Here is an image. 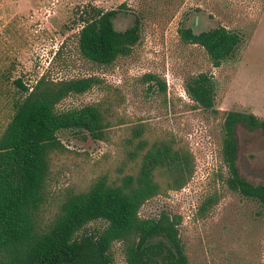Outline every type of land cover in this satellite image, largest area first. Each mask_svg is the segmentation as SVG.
Listing matches in <instances>:
<instances>
[{
    "label": "rangeland",
    "instance_id": "374dc122",
    "mask_svg": "<svg viewBox=\"0 0 264 264\" xmlns=\"http://www.w3.org/2000/svg\"><path fill=\"white\" fill-rule=\"evenodd\" d=\"M121 3L125 7L113 19L115 28L123 30L138 17L140 39L129 55L110 65L87 60L77 47L81 10L117 9ZM217 25L238 32L241 42L229 58L213 66L202 46L182 40L179 28L198 33ZM1 71L27 85L46 73L54 79L97 75L119 88L124 97L119 112L127 121L172 134L189 148L195 162L181 189L148 199L139 214H180L179 234L189 264H264V205L230 189L220 153L224 111L264 117V0H0ZM148 72L165 81V92L150 87L153 81L140 79ZM201 72L214 78L216 114L186 93L187 80ZM103 94L93 87L65 97L57 108L82 106ZM3 114L0 110V129L6 121ZM235 134L239 172L253 183H264V131L238 124ZM58 136L74 153L59 158L62 168L55 190L85 187L118 153L112 142L77 131L61 130ZM209 195L216 201L198 214ZM103 224L93 221L85 229ZM112 251L115 264H125L118 242Z\"/></svg>",
    "mask_w": 264,
    "mask_h": 264
},
{
    "label": "trees",
    "instance_id": "16d2710c",
    "mask_svg": "<svg viewBox=\"0 0 264 264\" xmlns=\"http://www.w3.org/2000/svg\"><path fill=\"white\" fill-rule=\"evenodd\" d=\"M123 7L121 3L117 9L81 10L77 47L84 58L107 66L131 53L140 39V20L135 17L130 26L116 29L113 19ZM179 32L185 42L202 46L213 66L229 58L241 42L238 32L223 25L200 33L188 28ZM140 79L166 91L165 81L154 73ZM93 87L104 92L98 101L57 108L65 97ZM185 90L196 105L219 112L211 74L190 77ZM123 99L119 88L97 75L54 79L42 73L27 85L0 72V110L6 120L0 129V264H115L116 242L125 264H189L178 228L182 216L162 211L142 217L139 211L148 199L181 189L194 172V156L172 134L127 121L119 112ZM222 115L220 153L229 171L227 184L264 205V183H253L239 172L235 134L238 124L264 131V117L237 110ZM61 130L112 142L117 157L85 187L55 190L62 168L59 158L74 153L58 136ZM215 201L207 196L198 214ZM93 221L104 224L86 230Z\"/></svg>",
    "mask_w": 264,
    "mask_h": 264
},
{
    "label": "flooded vegetation",
    "instance_id": "af4514ba",
    "mask_svg": "<svg viewBox=\"0 0 264 264\" xmlns=\"http://www.w3.org/2000/svg\"><path fill=\"white\" fill-rule=\"evenodd\" d=\"M188 29H190V28H188ZM191 31H192V29H190ZM209 30V29H208ZM203 31H206V30H203ZM193 32V31H192ZM200 32H202V31H200ZM200 32H198V33H200ZM195 33V32H194Z\"/></svg>",
    "mask_w": 264,
    "mask_h": 264
}]
</instances>
